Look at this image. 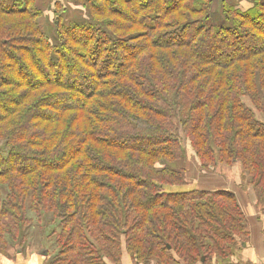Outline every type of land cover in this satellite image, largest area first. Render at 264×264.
<instances>
[{"label":"trees","instance_id":"obj_1","mask_svg":"<svg viewBox=\"0 0 264 264\" xmlns=\"http://www.w3.org/2000/svg\"><path fill=\"white\" fill-rule=\"evenodd\" d=\"M36 1L0 0V253L31 211L59 224L46 264L227 258L247 237L235 194L164 189L186 142L264 199V0H220L219 22L216 0H72L80 22Z\"/></svg>","mask_w":264,"mask_h":264},{"label":"rangeland","instance_id":"obj_2","mask_svg":"<svg viewBox=\"0 0 264 264\" xmlns=\"http://www.w3.org/2000/svg\"><path fill=\"white\" fill-rule=\"evenodd\" d=\"M226 2L235 7H239L240 9H245L250 6V4L244 0H227ZM220 13L221 2L220 0H216L215 6L211 11L212 16L216 17L213 18L214 21H222V15ZM262 98L264 104V94ZM247 104L251 107L248 101ZM253 110L256 112L254 108ZM256 117L259 121H264V114L256 112ZM183 145L184 154L180 159V162H178L179 164L176 165L184 171V186H167L164 189L165 191L172 192L195 188L206 191L226 190L235 194L238 203L239 199L237 193L240 191L246 192L247 197L255 203V206L260 212L264 213V199L259 196V192L255 190L248 181H242L243 176L240 164H238L239 167L236 166L237 164L235 166L218 165L215 168L203 171L197 164V161L195 157H193V153L187 146V143L185 142ZM229 179H233V183ZM228 184H232V187L228 188ZM28 217L32 220V225L25 230L24 235H26L27 242L24 245H21V248L18 244L15 246L11 245L12 247L7 248L6 252L0 253V264H46L55 255V236H52V234L59 226L58 221L54 220L50 214L42 213V215H38L31 211H28ZM241 238L242 240H245V237ZM17 249L20 250L19 253L16 252ZM43 250L46 251L47 257L37 256L39 255L38 253ZM238 250L239 245L235 244L232 246V253L227 258H218L216 260L230 262L234 256V252H237ZM148 264H156V260H152Z\"/></svg>","mask_w":264,"mask_h":264},{"label":"crops","instance_id":"obj_3","mask_svg":"<svg viewBox=\"0 0 264 264\" xmlns=\"http://www.w3.org/2000/svg\"><path fill=\"white\" fill-rule=\"evenodd\" d=\"M36 4L44 18L49 19L54 15L53 11L57 4L58 7H61L62 16L65 19L75 22L85 19L84 10L80 6L74 5L72 0H37ZM229 180L233 183V179ZM231 187L232 184H228V188ZM237 194L247 222V237L243 242L244 246L239 245V250L234 252L230 262L213 259L210 264H264V213L260 212L255 203L247 197L246 192L240 191ZM37 256L41 257L42 255ZM120 264L135 263L127 254L123 253Z\"/></svg>","mask_w":264,"mask_h":264},{"label":"water","instance_id":"obj_4","mask_svg":"<svg viewBox=\"0 0 264 264\" xmlns=\"http://www.w3.org/2000/svg\"><path fill=\"white\" fill-rule=\"evenodd\" d=\"M240 245H242V246H244V244H243V242L242 243H240ZM39 255H42V256H46L47 255V253H46V251H41L40 253H38Z\"/></svg>","mask_w":264,"mask_h":264}]
</instances>
